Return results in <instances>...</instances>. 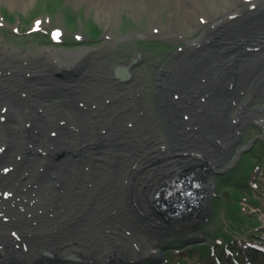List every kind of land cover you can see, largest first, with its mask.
Instances as JSON below:
<instances>
[{
    "label": "bare ground",
    "instance_id": "1",
    "mask_svg": "<svg viewBox=\"0 0 264 264\" xmlns=\"http://www.w3.org/2000/svg\"><path fill=\"white\" fill-rule=\"evenodd\" d=\"M0 1L23 11L30 2ZM67 2L95 10L113 44L140 37L187 44L163 66L164 96L155 97L170 148L160 146L136 97L135 60L106 63L111 43L12 55L0 41V264L141 255L151 231L165 229L154 207L169 177H185L198 196L187 214L200 211L211 182L195 169L209 174L224 162L240 127L264 126L258 113H245L250 102L240 103L243 92L264 89V0ZM122 13L134 25L145 18V34L120 36ZM54 96L61 100L49 107ZM233 107L237 118L228 117Z\"/></svg>",
    "mask_w": 264,
    "mask_h": 264
},
{
    "label": "rangeland",
    "instance_id": "2",
    "mask_svg": "<svg viewBox=\"0 0 264 264\" xmlns=\"http://www.w3.org/2000/svg\"><path fill=\"white\" fill-rule=\"evenodd\" d=\"M125 15L127 13H122L120 28L117 30L120 36L124 38L134 32L138 35L145 34L146 29L149 28L145 18H142L138 25H134L133 21ZM165 17L164 15L163 19ZM96 19L95 10H88L85 2H82L78 8H74L68 4L67 0H30L23 11L18 6L11 8L4 1H0V41L2 47L7 51L10 50L12 55L34 52L40 48L73 53L83 48L103 49L106 41L111 43V50L105 57L106 63L110 66L119 61L135 60L132 74L137 86L136 97H141L142 111L145 117L152 119L151 128L159 136L160 146L167 150L170 148V142L164 131L162 111L158 109L160 104L156 103L155 99L156 95L163 98L164 93L157 86L166 84L161 76L163 66L170 63L176 52L185 51L187 44L184 40L173 43L141 37L134 41L123 40L113 44V39L107 36L108 30L104 22ZM25 22L27 24H23V28H28V23H34L27 33L21 34L20 31L25 32L21 27ZM17 23L20 31H17ZM55 29L61 31L58 44L52 43V40L56 38L53 34ZM69 60L72 61L74 58ZM160 79H162L161 83L158 82ZM240 96L241 104L247 105L250 102L245 113L247 115L253 112L258 113L264 123V89L260 95L247 91ZM60 100L54 96L45 104L54 107ZM105 103H108V100H105ZM241 107L238 106V109L240 110ZM239 113L233 107L228 117L237 118ZM130 126L132 123L129 124ZM256 144L259 149L256 150L255 147L252 149L251 146ZM259 164H261L259 176L251 182H246L245 179L252 175V168L255 171L259 170ZM198 168L195 169L196 174L201 177L206 176L211 182L210 195L207 197V203L199 208L201 210L188 213L189 215L183 212L180 218H174L168 222L165 220L164 231H151L153 236L150 235L153 240H149V244L152 247L139 245L136 252H141V255L130 257V254H124L123 259L114 260L109 264H217L215 262L217 258L212 257V254L219 256L218 259L232 261L233 259L227 260L228 258L225 257L224 252L227 245H224L226 241L222 238L224 235L229 236L231 240L228 244L230 242L233 244H230L232 247L230 249L234 251L233 258H238L240 264L250 263L246 258L244 248L247 245H256V242H264V126L251 124L240 127L239 135L235 138L229 150V156L224 162L216 166L209 174L202 173L204 168L202 165ZM229 187L237 190L234 202L225 200L235 193L233 191L234 193L230 192L229 195L225 194L229 193ZM238 195L244 197L242 201L237 200ZM239 207L242 208V213ZM211 209L212 213L209 212ZM232 210H236V216L230 221L226 212ZM150 212L154 214L156 211L150 210ZM155 216L160 217L159 214ZM240 217L245 219L246 223L241 225L232 223ZM228 223L234 224L235 229L230 227L231 231L225 228V224ZM179 224L184 227L179 229L177 227ZM133 247H136V244ZM261 257L263 258V255ZM39 264L51 263L41 262Z\"/></svg>",
    "mask_w": 264,
    "mask_h": 264
},
{
    "label": "water",
    "instance_id": "3",
    "mask_svg": "<svg viewBox=\"0 0 264 264\" xmlns=\"http://www.w3.org/2000/svg\"><path fill=\"white\" fill-rule=\"evenodd\" d=\"M119 76L122 77L123 74H126L125 72H119Z\"/></svg>",
    "mask_w": 264,
    "mask_h": 264
}]
</instances>
